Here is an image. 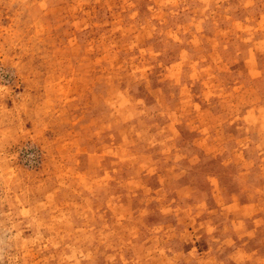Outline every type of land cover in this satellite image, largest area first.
<instances>
[{
    "label": "rangeland",
    "instance_id": "1",
    "mask_svg": "<svg viewBox=\"0 0 264 264\" xmlns=\"http://www.w3.org/2000/svg\"><path fill=\"white\" fill-rule=\"evenodd\" d=\"M0 264H264V0H0Z\"/></svg>",
    "mask_w": 264,
    "mask_h": 264
}]
</instances>
